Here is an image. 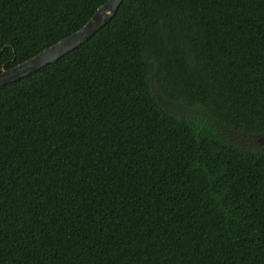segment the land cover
<instances>
[{
  "label": "trees",
  "instance_id": "16d2710c",
  "mask_svg": "<svg viewBox=\"0 0 264 264\" xmlns=\"http://www.w3.org/2000/svg\"><path fill=\"white\" fill-rule=\"evenodd\" d=\"M107 1L0 0V72ZM0 264H264V0H123L1 87Z\"/></svg>",
  "mask_w": 264,
  "mask_h": 264
},
{
  "label": "water",
  "instance_id": "95a60500",
  "mask_svg": "<svg viewBox=\"0 0 264 264\" xmlns=\"http://www.w3.org/2000/svg\"><path fill=\"white\" fill-rule=\"evenodd\" d=\"M122 1L108 0L97 9L95 14L78 31L43 50L29 60L8 70H2L0 72V88L31 75L83 45L112 19Z\"/></svg>",
  "mask_w": 264,
  "mask_h": 264
},
{
  "label": "rangeland",
  "instance_id": "374dc122",
  "mask_svg": "<svg viewBox=\"0 0 264 264\" xmlns=\"http://www.w3.org/2000/svg\"><path fill=\"white\" fill-rule=\"evenodd\" d=\"M246 143V142H245Z\"/></svg>",
  "mask_w": 264,
  "mask_h": 264
}]
</instances>
